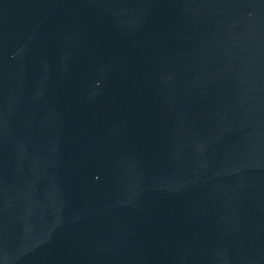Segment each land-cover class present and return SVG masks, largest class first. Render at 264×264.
<instances>
[{
    "label": "water",
    "instance_id": "obj_1",
    "mask_svg": "<svg viewBox=\"0 0 264 264\" xmlns=\"http://www.w3.org/2000/svg\"><path fill=\"white\" fill-rule=\"evenodd\" d=\"M0 264H264V0H0Z\"/></svg>",
    "mask_w": 264,
    "mask_h": 264
}]
</instances>
